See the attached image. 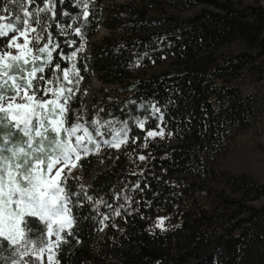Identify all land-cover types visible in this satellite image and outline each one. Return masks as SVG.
<instances>
[{
    "label": "trees",
    "instance_id": "trees-1",
    "mask_svg": "<svg viewBox=\"0 0 264 264\" xmlns=\"http://www.w3.org/2000/svg\"><path fill=\"white\" fill-rule=\"evenodd\" d=\"M106 1L89 0L85 23L77 0H56L55 21H45L64 55L86 42L75 61L79 82L86 86L96 78L102 91L115 94H93L90 107H102L94 115L115 118L127 133L119 148L105 147L102 169L89 183L68 179L75 223L60 264H256L251 259L264 239V208L247 202L264 194V183L242 176L228 192L217 163L231 132L250 126L261 111L260 93L243 90V83L264 78L263 8L210 0L213 8L178 17L159 8L191 9L198 0ZM57 22L71 25L67 35L59 34ZM77 27L83 41L74 34ZM101 27L109 34L92 40ZM69 40L76 43L69 46ZM54 57L62 68L71 67ZM167 59L177 64L173 71L138 77L142 68ZM157 124L175 143L144 144ZM93 162L90 156L80 161L84 176ZM207 182L221 191L212 193ZM161 218L163 230L157 227ZM29 227L34 239L41 237L42 222L31 219ZM0 257V264L15 258L10 247H0Z\"/></svg>",
    "mask_w": 264,
    "mask_h": 264
},
{
    "label": "snow or ice",
    "instance_id": "snow-or-ice-1",
    "mask_svg": "<svg viewBox=\"0 0 264 264\" xmlns=\"http://www.w3.org/2000/svg\"><path fill=\"white\" fill-rule=\"evenodd\" d=\"M77 3L82 4L87 23L89 0ZM41 4L0 0V12L5 13L0 14V247L12 249L15 258L10 264H45V254L47 264H60L58 254L75 223L68 179L90 154L88 145L99 150L93 133L79 117L71 116L69 106L83 79L75 61L86 42L64 55L50 31L52 24L45 23L56 19V0ZM56 27L60 35H67L71 25L65 28L57 22ZM74 34L83 41L81 27ZM54 53L70 61L71 67L62 68ZM46 70L52 76H46ZM153 111L160 109L153 105ZM144 125L145 121L139 122L140 128ZM96 135H101L99 129ZM157 135L163 137V130L147 133ZM119 136L118 132L103 143L119 148L127 142ZM31 219L44 225L40 238L32 237ZM163 224L161 218L157 227L163 230Z\"/></svg>",
    "mask_w": 264,
    "mask_h": 264
},
{
    "label": "rangeland",
    "instance_id": "rangeland-1",
    "mask_svg": "<svg viewBox=\"0 0 264 264\" xmlns=\"http://www.w3.org/2000/svg\"><path fill=\"white\" fill-rule=\"evenodd\" d=\"M118 2V3H136L139 4L140 0H107L106 3L110 2ZM224 1V0H217ZM235 6L239 7H247V6H258L263 8L264 10V0H230ZM198 3L191 9L180 10L177 8H172L167 5H162L160 9V14H173L178 17H186L201 7L213 8V4L210 0H198ZM109 34V30L105 27H101L96 34L92 37V40H98ZM238 45L235 44L233 46V50L237 49ZM230 51V49H223L222 52L226 53ZM264 61V56L262 57ZM177 64L172 59H167L161 63L154 64L151 67H144L140 70L138 77L144 78L149 77L151 75L160 74L165 71H173L176 68ZM102 84L98 79H91L88 84L82 85L80 82L78 84V90L75 91L73 99L70 101V109L71 105H73L74 109H72L71 116L79 117L80 122L84 123L86 127L89 128L94 135L96 142L99 144V150L97 151L95 145H88L91 152L84 159H87L89 156L93 157L94 162L90 168V174L83 175V169L81 166L75 168L69 178H78L82 179L86 183H89L91 178L102 169L101 164V155L105 149L110 144H104V140L112 141L113 137L116 133H120L118 138L124 139V135L122 134L123 127L121 126V122L116 120L111 116L103 115V112L97 116L94 115L95 112H98V109L102 107L91 106L92 95L95 94L97 96H104L105 98L114 97V93L110 90H104ZM105 88L111 89L113 86H106ZM243 90L260 93V114L258 119H256L250 126L244 129H240L237 131L231 132V134L227 138V152L224 156H222L218 163L217 168L222 171L225 175V190H230L231 183L233 181L239 182L243 181L240 179L242 176H249L254 182L264 183V78L257 82L253 83L250 80L246 79L243 83ZM90 107V108H89ZM94 121H99L98 124H94ZM99 129L101 135H96V130ZM163 130V137L157 135L155 137H148L147 133L149 131L159 132ZM144 144L146 145L148 142H159L171 144L175 143V139L160 125L153 129L147 130ZM92 155V156H91ZM211 182H207L206 187H212L210 190L212 193H216L220 187L213 185ZM235 185V184H234ZM242 187V186H240ZM238 187V189L240 188ZM229 192V191H228ZM247 205H251L255 208H264V194L260 195L256 199L247 202ZM246 213H241L237 216L234 221L240 219L245 216ZM54 239V238H53ZM251 261L256 264H264V239L261 240L256 247L254 248L253 256ZM45 264H47V254H45Z\"/></svg>",
    "mask_w": 264,
    "mask_h": 264
}]
</instances>
